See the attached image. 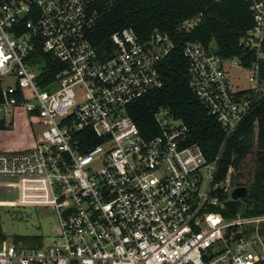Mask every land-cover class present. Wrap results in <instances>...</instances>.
Masks as SVG:
<instances>
[{
    "label": "built area",
    "instance_id": "1",
    "mask_svg": "<svg viewBox=\"0 0 264 264\" xmlns=\"http://www.w3.org/2000/svg\"><path fill=\"white\" fill-rule=\"evenodd\" d=\"M243 1L252 26L238 41L240 55L223 57L212 43L181 48L187 85L222 131L208 160L187 142L181 120L158 112L159 132L145 137L126 110L162 84L157 64L174 45L167 32L141 38L124 27L98 51L90 32L105 0H0V79H14L1 83L0 118L8 123L20 106L39 126L31 148L0 151V176L57 215L44 245L0 240V264H264V214H228L231 170L215 177L225 144L264 93V0ZM36 47L62 66L44 84L36 77L48 69ZM227 62L247 71L249 87H229Z\"/></svg>",
    "mask_w": 264,
    "mask_h": 264
},
{
    "label": "trees",
    "instance_id": "2",
    "mask_svg": "<svg viewBox=\"0 0 264 264\" xmlns=\"http://www.w3.org/2000/svg\"><path fill=\"white\" fill-rule=\"evenodd\" d=\"M108 4L90 32V40L98 51L109 44V35L124 27L139 37H146L154 28L167 32L173 48L158 62L162 84L130 102L127 113L139 132L149 137L159 132L158 112L166 111L174 119L187 125V142L199 145L206 159H212L222 131L215 118L207 113L200 100L186 82L187 62L181 53L185 41H194L223 57L240 55L238 41L252 26L248 5L243 0H105ZM199 15V21L189 30L179 28L185 19ZM36 59H43L48 70L37 75L44 84L61 70V64L39 47L33 51ZM246 64V57L242 60ZM259 76L264 78V59L259 60ZM1 79H0V100ZM35 113L22 107L13 109L8 123L0 118V151H22L34 144ZM95 142V140H94ZM231 170L234 184L247 188L248 205L236 200L227 202L228 214H264V93L256 108L238 126L225 144L217 163L216 179L222 180ZM246 172L247 176L244 177ZM264 235V234H263ZM0 223V239H3ZM17 239L23 236H15ZM39 244L38 236H33ZM26 242L25 240H23Z\"/></svg>",
    "mask_w": 264,
    "mask_h": 264
},
{
    "label": "rangeland",
    "instance_id": "3",
    "mask_svg": "<svg viewBox=\"0 0 264 264\" xmlns=\"http://www.w3.org/2000/svg\"><path fill=\"white\" fill-rule=\"evenodd\" d=\"M227 82L232 89L249 87L248 73L245 69L230 66L225 63ZM2 85L14 84L11 76L1 79ZM52 87H55L52 85ZM157 117L170 121L168 113L160 111ZM39 126L34 125L36 131ZM231 174V173H230ZM200 189L207 185V171H201ZM247 176L246 172L244 177ZM234 183V176H233ZM0 223L3 239L6 242H22L23 247H37L50 242L57 229V215L54 209L37 205L30 190L16 179H7L0 176ZM38 236L39 244L34 242L33 236ZM15 236H23L16 238ZM264 251V235L259 236ZM25 240L26 242H24Z\"/></svg>",
    "mask_w": 264,
    "mask_h": 264
},
{
    "label": "water",
    "instance_id": "4",
    "mask_svg": "<svg viewBox=\"0 0 264 264\" xmlns=\"http://www.w3.org/2000/svg\"><path fill=\"white\" fill-rule=\"evenodd\" d=\"M243 57V54L241 55ZM229 183L231 185L228 190V197L230 200H236L243 202L246 206L248 205L247 199V188L244 185H236L233 183V173L230 174ZM259 234H264V225L258 227Z\"/></svg>",
    "mask_w": 264,
    "mask_h": 264
}]
</instances>
